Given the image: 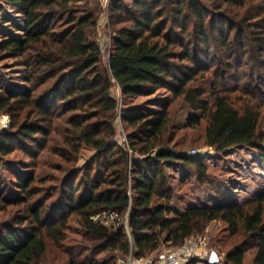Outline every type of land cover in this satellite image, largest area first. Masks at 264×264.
Segmentation results:
<instances>
[{"label": "trees", "instance_id": "16d2710c", "mask_svg": "<svg viewBox=\"0 0 264 264\" xmlns=\"http://www.w3.org/2000/svg\"><path fill=\"white\" fill-rule=\"evenodd\" d=\"M6 6L23 17L22 26ZM101 10L100 0H0V58L24 68L18 92L0 72L7 85L0 115L11 116L0 133V264H119L178 247L212 221L226 223L230 236L243 234L222 264H244L251 249V264H264V190L242 202L178 211L165 171L181 165L206 177L201 161L170 147L179 127L168 110L175 99L190 110L188 127L205 121L204 144L216 154L251 147L264 162V0H109L106 65L90 36ZM115 84L137 157L112 142ZM161 89L171 98L159 110L126 113L128 98ZM83 146L94 150L91 162L56 181H36L33 162L10 159L20 149L32 161L45 153L73 165ZM102 211L127 214L132 241L120 218L112 226L92 219ZM70 215L83 231L74 244L66 241Z\"/></svg>", "mask_w": 264, "mask_h": 264}, {"label": "rangeland", "instance_id": "374dc122", "mask_svg": "<svg viewBox=\"0 0 264 264\" xmlns=\"http://www.w3.org/2000/svg\"><path fill=\"white\" fill-rule=\"evenodd\" d=\"M95 4L96 0H88V5L94 6ZM108 4L109 0H100L102 10L99 13L98 27L90 34L101 48V61L103 65L107 64L108 52L111 44L110 37L112 35V28L108 26ZM4 13L16 25H23V17L11 7L6 6ZM0 72L3 74L4 80H7L6 82L18 84V87H12L13 91H22L21 85L19 87V84H21L20 77L24 72L22 66H15L14 61L10 57H3L0 58ZM6 82H0V87H6ZM111 91L119 104V110L114 120L116 134L112 142L127 149L130 157L131 155L132 157H137L138 155L131 152V147L129 145L130 129L125 127L120 116L122 105L120 88L115 84ZM170 98L171 93L167 89H161L149 96H134L128 98L124 102L123 107L126 108V113L129 116L136 117L151 111L159 110L163 103ZM168 110L174 119V123L179 126L173 133V140L170 147L183 152L189 160L201 161L206 166V177L202 180H200L196 172L187 170L181 165H172L165 169L174 188V195L171 199V203L178 211H183L194 205L217 206L231 200L242 202L257 197L264 190V162L259 161L257 149L251 147H235L221 154H216L212 148L204 144V120H201L199 125L195 127H188L186 125V118L190 110L182 103L181 99L173 100L168 106ZM262 111L264 112V107ZM4 117H7V120H5ZM10 121L11 116L9 114L0 115V133L6 129ZM262 130L264 133V125ZM25 144L30 145L31 142H26ZM30 146H33V150L37 148L35 143ZM192 151H196L198 154H192ZM26 154V151L24 153V151L17 149L10 156V159L16 162L20 161L26 165L29 161L31 163L33 162L35 167L31 169V171L36 181L39 182L60 180L73 171L88 165L95 156L94 150L85 146L79 150L73 165H71L70 162L64 161L57 155L49 157L43 153L42 155L39 154V156L32 161ZM10 159L7 160L10 161ZM94 168L95 165L93 166V171ZM2 174L0 175V179H3L5 177L4 175H6ZM79 176L80 175L75 177V179L78 180ZM54 198L53 196V199ZM117 216L125 226L127 237L132 241L127 225L128 215L125 214L123 218L118 214ZM119 222V220L115 222L114 226H118ZM112 223L113 222H110L106 226H112ZM67 224V243L74 244L79 242L83 237V231L75 215H70ZM226 226V223L222 221H212L206 225L202 233L189 237H204L207 242V253L215 252L219 258L217 264H222L225 252L231 246L238 243L243 235L239 232L235 236H230ZM170 250H172V247L163 246L158 252L152 253L145 258L156 260L161 254L169 252ZM106 254L107 253H103L101 256H108ZM254 254V249L248 250L244 257V264H251ZM129 257L132 256L129 255L124 261L118 258L117 262L119 264H126Z\"/></svg>", "mask_w": 264, "mask_h": 264}, {"label": "built area", "instance_id": "2783aa9c", "mask_svg": "<svg viewBox=\"0 0 264 264\" xmlns=\"http://www.w3.org/2000/svg\"><path fill=\"white\" fill-rule=\"evenodd\" d=\"M191 153L195 155L198 154L196 151H192ZM92 219L107 225L117 219V214L115 212H99L93 215ZM203 255L208 258L207 260H209L211 255L207 253L206 239L204 237L188 238L180 246L161 254L156 260H151L150 258L135 260L133 257H129L126 264H185L190 259L202 258Z\"/></svg>", "mask_w": 264, "mask_h": 264}, {"label": "water", "instance_id": "95a60500", "mask_svg": "<svg viewBox=\"0 0 264 264\" xmlns=\"http://www.w3.org/2000/svg\"><path fill=\"white\" fill-rule=\"evenodd\" d=\"M219 260L217 254L215 252H212L209 258V263H217Z\"/></svg>", "mask_w": 264, "mask_h": 264}, {"label": "crops", "instance_id": "0c3cea01", "mask_svg": "<svg viewBox=\"0 0 264 264\" xmlns=\"http://www.w3.org/2000/svg\"><path fill=\"white\" fill-rule=\"evenodd\" d=\"M211 253L212 252H209L208 255H210ZM204 255L202 256V258H196L198 260L197 264H204L203 259H206V260L208 259V258L204 257ZM135 264H140V263H135Z\"/></svg>", "mask_w": 264, "mask_h": 264}, {"label": "bare ground", "instance_id": "6f19581e", "mask_svg": "<svg viewBox=\"0 0 264 264\" xmlns=\"http://www.w3.org/2000/svg\"><path fill=\"white\" fill-rule=\"evenodd\" d=\"M5 120H7V117H4Z\"/></svg>", "mask_w": 264, "mask_h": 264}]
</instances>
